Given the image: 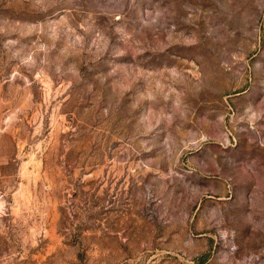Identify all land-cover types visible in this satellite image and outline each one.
Wrapping results in <instances>:
<instances>
[{
	"label": "rangeland",
	"instance_id": "obj_1",
	"mask_svg": "<svg viewBox=\"0 0 264 264\" xmlns=\"http://www.w3.org/2000/svg\"><path fill=\"white\" fill-rule=\"evenodd\" d=\"M0 264H264V0H0Z\"/></svg>",
	"mask_w": 264,
	"mask_h": 264
}]
</instances>
